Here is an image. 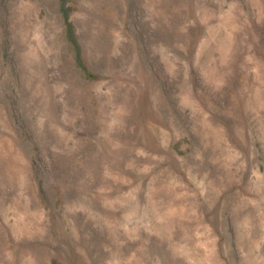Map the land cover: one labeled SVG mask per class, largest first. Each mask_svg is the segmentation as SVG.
Listing matches in <instances>:
<instances>
[{"label":"rangeland","instance_id":"obj_1","mask_svg":"<svg viewBox=\"0 0 264 264\" xmlns=\"http://www.w3.org/2000/svg\"><path fill=\"white\" fill-rule=\"evenodd\" d=\"M0 264H264V0H0Z\"/></svg>","mask_w":264,"mask_h":264}]
</instances>
